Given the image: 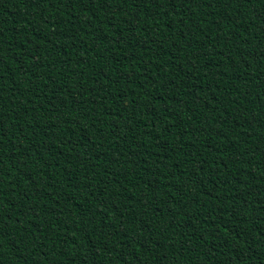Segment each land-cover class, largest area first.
I'll return each mask as SVG.
<instances>
[{
    "label": "trees",
    "instance_id": "16d2710c",
    "mask_svg": "<svg viewBox=\"0 0 264 264\" xmlns=\"http://www.w3.org/2000/svg\"><path fill=\"white\" fill-rule=\"evenodd\" d=\"M160 3L0 0L4 264H264V0Z\"/></svg>",
    "mask_w": 264,
    "mask_h": 264
},
{
    "label": "snow or ice",
    "instance_id": "6c2138e0",
    "mask_svg": "<svg viewBox=\"0 0 264 264\" xmlns=\"http://www.w3.org/2000/svg\"><path fill=\"white\" fill-rule=\"evenodd\" d=\"M32 2H36V0H32ZM57 2H59V0H47V3H49V4H53V3L55 4ZM71 2L73 3L74 0H71ZM75 2L81 3L84 6L89 5V4H94L96 6L97 11L99 10V8H103L102 5H104V4H107V5L111 6V8H112V0H75ZM170 2L175 4V0H170ZM211 2H212V0H180L181 6H183L185 3H187L189 5V7H191L192 4L200 5V4L208 3V5H210ZM255 2H256V0H236V3H238L240 5V7L242 4L245 6V5H248L249 3L255 4ZM116 3H117V5H123V4H127L128 0H116ZM156 3H158L160 6H162L160 3V0H156ZM215 3H217L221 6H224V7L225 6L232 7L233 0H215ZM84 11L89 13L91 16H93L92 12L90 10H88L87 8H84ZM261 15H264V11H261ZM262 126H264V125H262ZM223 209H224V211H228L227 206H224ZM2 215H3V213L0 212V217H2ZM233 215H235V212H233ZM11 219H9V216H8V220H11ZM105 227H107V225H105ZM220 227H223V228H225V230H227V227L223 226V221H221V219H220V225L217 228L213 229V231L220 229ZM84 230L86 231L87 229L85 228ZM9 231H10V228H9L8 223L3 221L2 219H0V264H4V260L2 258V249H3V245H4V237H7L9 235ZM136 237H139V236H136ZM11 264H16V262L11 261ZM24 264H28V261L27 262L24 261ZM85 264H87V262H85Z\"/></svg>",
    "mask_w": 264,
    "mask_h": 264
}]
</instances>
